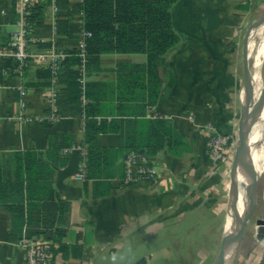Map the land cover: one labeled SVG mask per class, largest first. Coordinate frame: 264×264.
Instances as JSON below:
<instances>
[{
	"label": "crops",
	"instance_id": "crops-1",
	"mask_svg": "<svg viewBox=\"0 0 264 264\" xmlns=\"http://www.w3.org/2000/svg\"><path fill=\"white\" fill-rule=\"evenodd\" d=\"M245 1L180 0L172 8L180 40L161 58L158 103L133 109L140 114L118 115L117 102L101 86L115 84L121 66L142 67L147 56L101 54L94 59L82 79L86 86L95 85L90 92L101 113L95 120L108 123V132L97 136L96 145L114 151V161L106 168L109 177L99 181L72 177L80 165V148L87 145L89 119L83 127L81 116L89 104L88 89L80 101H68L62 62L58 93L51 101L49 69L32 64L17 71L16 60L0 57V264H27L19 243L46 239L35 235L39 230L53 238L46 239L52 245V264H206L219 254L230 214L234 217L239 205L230 194L231 172L225 187L226 166L215 164L208 142L210 128L224 134L238 130L239 80L230 55L237 30L233 27L231 34L226 26L233 13L245 12ZM84 3L40 0L35 7H43V17L31 31L38 48L66 52L77 48L83 33L90 38L84 30ZM16 8L17 0H0V51L8 48L17 30ZM45 70L50 77L44 76ZM149 121L166 122L162 132L168 143H161L153 155L140 149L152 159L160 181L124 185L123 159L128 147L146 138ZM175 139H183L180 149ZM263 146H256L262 149L261 166L254 161L257 203L235 264H264V228L258 224L264 220ZM40 156L49 166L43 179L35 163ZM15 180L24 185L23 195ZM64 248H69L66 253Z\"/></svg>",
	"mask_w": 264,
	"mask_h": 264
},
{
	"label": "trees",
	"instance_id": "trees-1",
	"mask_svg": "<svg viewBox=\"0 0 264 264\" xmlns=\"http://www.w3.org/2000/svg\"><path fill=\"white\" fill-rule=\"evenodd\" d=\"M180 0H85L84 30L90 32L92 36L87 38L88 61L86 71H90L94 61L101 54H145L147 63L140 68L131 66H121L118 79L115 84H104L105 95L109 94L113 101L117 102V113L127 117L140 114L134 108L142 106H155L160 98L163 80L161 78V58L174 48L180 40L179 35L173 29L172 8ZM43 7L34 8L30 16V23L42 19ZM15 15V14H14ZM70 54L64 61V74L61 79L67 86L68 101L75 103L80 101L83 84L81 83L82 72L81 58L78 50H66ZM50 71L45 70V77H50ZM95 88L94 84H88L86 88L89 104L86 106V118L88 126L86 132V146H88V179L101 180L109 177L108 166L113 160V150L99 149L96 139L99 134L108 132V123L102 120L97 123L100 116V104L93 99L90 92ZM90 92V93H89ZM95 97V96H94ZM138 110V109H137ZM96 119V120H95ZM104 119V118H103ZM147 136L142 142H137L134 146L128 147L130 151H141L145 149L148 154H155L160 144L168 143V139L163 137L162 129H165L164 121H149ZM224 134V133H223ZM228 134V133H227ZM141 134H139L140 136ZM144 142V143H143ZM168 145L172 144L169 139ZM173 145V144H172ZM174 145L180 149L184 145L183 139H175ZM22 161V166H28ZM36 167L39 169L40 178L45 177V169L48 168L45 159L40 156L36 158ZM107 168V169H106ZM18 178V175H17ZM43 179V178H42ZM0 178V183L2 182ZM17 180V179H16ZM15 180V181H16ZM20 188V193H24V185L19 181L14 186ZM46 209V208H45ZM35 235L45 236L48 240H53L51 234L46 231H37ZM69 248H64L68 250Z\"/></svg>",
	"mask_w": 264,
	"mask_h": 264
},
{
	"label": "built area",
	"instance_id": "built-area-1",
	"mask_svg": "<svg viewBox=\"0 0 264 264\" xmlns=\"http://www.w3.org/2000/svg\"><path fill=\"white\" fill-rule=\"evenodd\" d=\"M39 2L40 0H17V30L11 34L8 48L0 51V57H11L16 60L18 63L17 71H23V69L32 64L49 69L53 74L52 82L54 87L50 100L54 101L58 93L55 88L58 84V76L61 71L60 66L70 54L57 47L45 50L38 48L36 40L31 35L32 24L30 23V16ZM86 38L87 34L83 33L76 48L82 62L79 67L82 76L86 72L85 66L88 61ZM80 81L83 84L82 91L85 95L87 90L85 79H81ZM83 102L84 105L88 103L86 96H84ZM81 118L83 120L82 126L85 127V112L82 113ZM210 131L211 135L208 142L210 155L218 167L226 166L230 159L232 160V156L234 157L237 135L223 134L214 128H210ZM123 165L124 175L121 182L124 185L132 186L140 183L155 184L160 181V176L152 159L142 151L128 152L123 159ZM88 176V149L83 145L80 148L79 168L72 177L76 180H87ZM19 244L26 251L27 264H52V245L48 240L42 238L23 239Z\"/></svg>",
	"mask_w": 264,
	"mask_h": 264
},
{
	"label": "water",
	"instance_id": "water-1",
	"mask_svg": "<svg viewBox=\"0 0 264 264\" xmlns=\"http://www.w3.org/2000/svg\"><path fill=\"white\" fill-rule=\"evenodd\" d=\"M264 24V15L254 21L247 29L243 48V68H244V96L241 102V114L238 122L237 140L231 168L230 194L235 203H239L242 192L238 180L239 172L242 171L248 179L245 186L247 203L244 211L238 207L233 217L232 228L225 233L220 252L213 264H235L241 242L249 220L251 219L257 203V176L254 168L252 156L251 133L262 115H251V101L255 93L252 67L250 65L249 40L252 32ZM262 106H264V88L262 94ZM259 225L264 228V220H259ZM264 231V230H263Z\"/></svg>",
	"mask_w": 264,
	"mask_h": 264
},
{
	"label": "rangeland",
	"instance_id": "rangeland-1",
	"mask_svg": "<svg viewBox=\"0 0 264 264\" xmlns=\"http://www.w3.org/2000/svg\"><path fill=\"white\" fill-rule=\"evenodd\" d=\"M247 4V9L245 10V12L242 13H236V14H232V18L230 21V24L228 23L226 26V30L229 31L232 34L231 29L233 27L236 28L237 30V34L235 35V39L232 42L235 43V47L232 45H230L232 49H234V54L230 53V55L234 57V61L233 62V66H235L236 68V73L238 76V80H239V90L237 91V118L239 120L240 114H241V102H242V98L244 95V68H243V48H244V39H245V35L247 32V29L249 28V26L256 21L258 18H260L261 16L264 15V0H246L245 1ZM238 12V10L236 11ZM228 17V16H227ZM230 18V17H229ZM232 26V27H231ZM264 26V24L262 25ZM236 30L234 31V34L236 33ZM229 33V35H230ZM260 41H264V34L263 36H260L257 38V42ZM250 65L251 67L254 66L252 59L250 58ZM256 68V65H255ZM257 69V68H256ZM257 71V70H256ZM262 78L264 79V60H263V64H262ZM238 126V123H237ZM237 133V130H236ZM235 133V135H237ZM232 162H233V156H232V160L230 159L229 163H227L226 165V174L223 175L222 177V182L223 184H225V187L230 185V172H231V168H232ZM124 166V165H123ZM226 189V188H225ZM223 200L225 203H227V197H226V191H224L223 194ZM222 200V199H221ZM226 208L223 209L221 208V213L225 214L226 213ZM200 234V231L196 232L194 236H197ZM209 239H211L210 234L207 236ZM209 243H212V241H209ZM217 255L214 256V258H212L210 261L208 260V262H206V264H213L217 258ZM212 261V262H211Z\"/></svg>",
	"mask_w": 264,
	"mask_h": 264
},
{
	"label": "bare ground",
	"instance_id": "bare-ground-1",
	"mask_svg": "<svg viewBox=\"0 0 264 264\" xmlns=\"http://www.w3.org/2000/svg\"><path fill=\"white\" fill-rule=\"evenodd\" d=\"M264 26L256 28L250 37L249 46H250V58L253 61L254 66L252 67V78L255 93L251 101L250 114L253 116L262 115L258 123L255 125L251 133V146L253 150L254 161L258 166L262 160V149L257 150L256 146L264 145V106L261 104L263 88H264V79L262 78V64L264 60V41L257 42V38L263 36ZM256 65V68H255ZM257 70V71H256ZM244 96V95H243ZM264 147V146H263ZM262 147V148H263ZM261 148V147H260ZM264 165V164H263ZM238 180L241 185L242 196L240 202L238 203L240 211H244V207L247 203V195L245 186L248 184V179L245 174L240 171ZM233 216L230 214L229 225L225 233L229 232L232 228Z\"/></svg>",
	"mask_w": 264,
	"mask_h": 264
}]
</instances>
